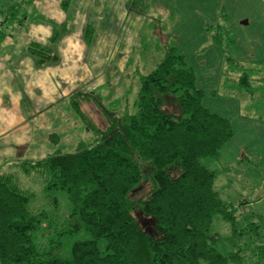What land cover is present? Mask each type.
I'll list each match as a JSON object with an SVG mask.
<instances>
[{
	"label": "trees",
	"instance_id": "1",
	"mask_svg": "<svg viewBox=\"0 0 264 264\" xmlns=\"http://www.w3.org/2000/svg\"><path fill=\"white\" fill-rule=\"evenodd\" d=\"M68 5L69 0L64 1L62 9ZM220 8L219 17L229 24ZM127 9L141 16L146 11L141 0H128ZM213 32L211 40L225 63L237 67L238 61L223 50L222 41L229 47L232 38H223L226 32L219 26ZM67 33L66 24L52 25L48 46H28L26 52L36 66L57 62L56 44ZM92 36L87 28L83 37L88 44ZM248 78L242 73V88L248 89ZM78 97L70 100L84 122ZM203 97L193 68L175 47L164 45L154 69L139 77L133 114L107 117L108 127L95 130L93 143H79L74 153L20 162L24 174L44 178L46 197H66L68 213L59 223L44 212L30 211L35 195L21 189L15 174L0 175V264H241L239 252L225 257L215 250L221 239L212 232L213 216L230 223L234 248L243 235L236 206L219 196L216 172L202 163L217 160L234 132L229 119L203 106ZM167 98L174 101V113L164 108ZM146 182L150 191L135 201L134 192ZM49 202L58 208L57 198ZM136 208L153 221V235L136 223ZM243 223L247 234L258 237L260 226ZM81 232L88 239L73 242L62 257L63 239ZM249 251L261 252L264 260V246Z\"/></svg>",
	"mask_w": 264,
	"mask_h": 264
},
{
	"label": "rangeland",
	"instance_id": "2",
	"mask_svg": "<svg viewBox=\"0 0 264 264\" xmlns=\"http://www.w3.org/2000/svg\"><path fill=\"white\" fill-rule=\"evenodd\" d=\"M16 1L0 0V6L5 3L12 6ZM105 1L116 8L125 2ZM141 1L146 7L143 17L137 20L142 23V28L136 29V25L134 28L128 24L122 26V22L115 21L113 26L117 31L122 29L120 36L123 38L116 39L112 46L107 33L105 46L97 45L94 49L96 56L88 62V70L94 73L93 78L83 87L80 86L85 99L80 100L79 108L85 121L82 122L64 104H59L47 116V113L33 116L30 124L34 139L43 135L48 142L44 146H37V141L33 140L30 151L19 160L40 161L50 155L71 154L78 149L79 143H93L94 131H104L108 127L109 117L119 119L125 113L135 112L139 77L146 76L154 69L162 57L164 45L175 47L195 72L196 88L204 95L203 106L229 119L234 132L217 160L202 161L217 174L214 188L219 196L236 205V215L241 222L238 221L241 224L239 232L243 235L239 240L241 243L234 248L230 241V223L224 222L219 215L213 216L212 232L221 239L215 250L225 257L239 252L241 264H264V260L259 258L261 252L249 251L254 246H264V14L256 11L258 9L254 4H247L246 0ZM220 7H224V13L229 16V24L219 17ZM101 17L106 19L105 16ZM132 18L135 20L134 16ZM101 24H95L96 28H102L103 22ZM217 26L225 30L223 38L233 40V45L229 47L224 40L222 44L224 52L238 61L237 67L225 63L223 52L211 40ZM98 42L101 44V41ZM259 61L262 63L255 64ZM244 72L249 75L248 89L240 86V77ZM164 108L168 113H174V101L167 98ZM15 161L17 164L18 160ZM2 172L14 173L21 189L34 193L35 200L29 206L32 213L44 212L58 223L68 213L67 200L62 194L47 195L50 200H58V208H53L43 193V177L34 174L28 176L16 165L8 167V171L4 167ZM149 191L150 185L146 182L134 192L133 199L139 201ZM132 215L144 232L153 235L152 220L145 219L139 208ZM242 222H245V226L248 222L260 226L258 237L252 238L247 234ZM86 239L88 235L84 232L64 238L61 256L67 255L73 242ZM42 240L44 238H39V242L44 243ZM102 245L100 243V248ZM245 245H249V248H245Z\"/></svg>",
	"mask_w": 264,
	"mask_h": 264
},
{
	"label": "crops",
	"instance_id": "3",
	"mask_svg": "<svg viewBox=\"0 0 264 264\" xmlns=\"http://www.w3.org/2000/svg\"><path fill=\"white\" fill-rule=\"evenodd\" d=\"M64 1L67 0H17L15 5L0 6L3 10L0 18V175H14L3 173L2 169L5 167L8 171L13 165L18 168L22 162L19 159L30 151L33 140L37 141V146L48 142L43 135L34 139L30 124L33 116L46 113L47 116L59 104L68 105L73 111L70 97L78 94L76 103L79 106L85 95L81 94L80 86L93 78L88 62L96 56L94 49L97 45L105 46L107 33L112 46L116 39L123 38L120 36L122 29L117 31L113 26L115 21L122 22V26L142 28V23L137 21L141 15L128 12V0L118 8L105 0H69L66 11L62 9ZM245 2L254 4L256 11L264 14V0ZM101 22L103 27L97 29L95 24ZM63 24L67 25L68 33L56 44L57 62L36 66L26 52L28 46H48L52 25ZM87 28L93 31L89 44L83 37Z\"/></svg>",
	"mask_w": 264,
	"mask_h": 264
}]
</instances>
